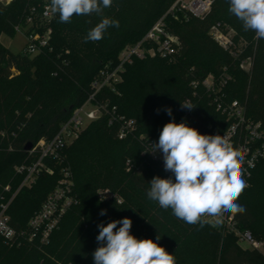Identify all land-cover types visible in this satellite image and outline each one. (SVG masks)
I'll use <instances>...</instances> for the list:
<instances>
[{
  "label": "trees",
  "instance_id": "trees-1",
  "mask_svg": "<svg viewBox=\"0 0 264 264\" xmlns=\"http://www.w3.org/2000/svg\"><path fill=\"white\" fill-rule=\"evenodd\" d=\"M32 1L37 6H30ZM175 1L113 0L102 15H73L70 22L61 24H56L59 13H54L50 43L33 55L23 51L15 53L0 39V207L24 179L16 166L29 161L25 146L41 138L53 137L62 122L86 101L100 68L106 63H117L121 50L139 41ZM45 3L51 4V0H28L26 11L16 15L8 12L12 2L7 4L0 0V12L5 14L3 22L0 21V36L3 33L13 36L17 25L26 33L35 29L36 18L30 26L27 17L33 7L38 10ZM229 5L230 0H213L205 16L185 18V25L180 28L173 27L169 15L170 29L181 39L176 59L169 61L158 56L137 59L127 66L124 80L118 85L119 93L105 91L104 95L118 106L121 114L137 120V136L145 134L158 141L168 122L173 119L176 123L182 122L177 108L193 94L191 81L203 79L210 73L219 75L225 67L232 76L225 89L228 100H239L245 105L246 115L261 121L264 127V38L258 39L254 30H247L252 38L248 41L254 60L251 71L246 72L210 34L212 26L222 23L223 19L232 27L244 30L243 23L229 13ZM104 17L119 21V27H109L100 41L86 42L88 31ZM49 54L52 56L46 57ZM31 65L35 68H29ZM138 65L141 89L131 85L130 92L127 72ZM169 107L172 116L164 111ZM195 109L196 116L190 118V127L201 134L217 135L208 127L210 124L219 133L230 125L227 116L206 99L199 101ZM90 130L93 133L103 131L109 141L99 150L81 154L82 172L75 173L71 168L79 202L65 214L49 243L22 240L24 254L15 264H94L92 253L100 246L96 241L97 225H107L125 217L132 220L130 234L137 239L157 242L174 256L175 264H223V261L264 264V256L258 251L242 249L234 233H225L214 226L205 233L206 240L201 248L192 252L185 250L183 242L191 236V231L178 233L172 211L161 208L147 196L149 183L156 176L149 163L159 166L161 163L142 154L143 146L137 137L119 139L116 127L109 125L107 117L92 121ZM63 153L50 162L55 169L53 174H40L31 187L21 188L11 203L9 213L18 229L26 228L29 219L41 208L61 178L62 168L71 167L70 158ZM8 185L10 190L6 189ZM263 188L264 158L254 170L251 185L236 201L246 210L235 215L240 226L249 228L257 238ZM106 189L118 197L100 200L99 190ZM102 209L107 210L104 216L99 214ZM260 228L264 231V224ZM158 234L161 238L156 241ZM11 242L14 241H7L0 235V264H5L11 255Z\"/></svg>",
  "mask_w": 264,
  "mask_h": 264
},
{
  "label": "built area",
  "instance_id": "built-area-1",
  "mask_svg": "<svg viewBox=\"0 0 264 264\" xmlns=\"http://www.w3.org/2000/svg\"><path fill=\"white\" fill-rule=\"evenodd\" d=\"M212 4L213 0H176L139 41L128 44L121 50L117 63H106L100 68L91 83V92L86 101L73 110L70 117L62 122L53 137L41 138L33 144V147L28 150V162L16 166V171L23 174L24 179L11 197L1 204L0 235L4 239L14 242L24 240L36 244L49 243L53 232L59 227L65 214L79 202L71 168L68 166L62 168V176L56 187L49 193L41 208L29 219L26 228L18 229L13 225L9 213L11 203L19 190L23 187H31L40 174L55 172L50 162L59 159L65 147L74 142L92 121L107 117L109 125L116 127L119 139L137 137L143 146L142 154L164 165L162 153L146 152L151 150V143L158 141L145 134L137 136V120L121 114L118 106L112 104L109 97L104 94L107 89L119 93L118 85L124 80L127 66L133 64L137 59L158 56L169 61L175 60L181 46V39L170 29L168 16L183 14L186 19L190 16L203 17L211 10ZM36 14L37 8L33 7L31 14L27 17L30 26L34 24ZM42 16L50 21L54 18L49 3L44 4ZM15 28L24 32L20 25ZM24 33L28 42L22 51L24 54L33 55L49 45L52 30L41 34L36 26L32 31ZM210 34L223 49L232 55L242 70L251 71L254 52L250 50V42L244 40L239 44L236 35L223 30L220 24L212 26ZM231 79L232 76L227 67L219 75L210 73L203 79H193L191 81L193 94L185 98L182 103L194 108L183 109L180 104L177 112L182 116V121L190 126V118L196 116L197 103L206 99L227 116L231 122L224 132L219 133L217 128L211 124L208 127L213 129L217 135L226 137L232 146L240 152L242 157L241 176L246 184L245 188H247L251 185L255 168L264 158V127L261 121H255L246 115L245 105L239 100H228L225 89ZM10 188V185L6 186L7 190ZM101 195L106 199L118 197L109 189L102 191ZM118 201L121 202V198H118ZM207 218L212 219L211 217ZM215 227L225 232L234 233L239 237L240 242L247 244L250 249L258 251L264 256V239L255 237L249 228H242L235 215L225 213L223 223Z\"/></svg>",
  "mask_w": 264,
  "mask_h": 264
},
{
  "label": "clouds",
  "instance_id": "clouds-1",
  "mask_svg": "<svg viewBox=\"0 0 264 264\" xmlns=\"http://www.w3.org/2000/svg\"><path fill=\"white\" fill-rule=\"evenodd\" d=\"M113 0H51L53 13H59L61 22H70L73 15H102ZM229 13L243 23L244 30H254L256 37L264 38V0H230ZM119 27V21L102 18L91 28L85 41H100L109 27ZM183 109L194 107L181 103ZM159 113L160 109L156 110ZM172 116V109L166 108ZM152 154L162 153L164 171L171 178L154 176L147 196L163 209L189 225L219 226L225 213L236 215L246 210L236 201L246 184L241 176V154L223 135H204L186 122L173 119L161 130L158 142L150 144ZM134 211V210H133ZM107 214L106 209L99 213ZM211 217L212 219H208ZM117 225H121L117 227ZM100 245L92 253L94 264H175L172 254L152 239H137L130 234L132 220H113L97 225ZM161 236L158 234L156 241Z\"/></svg>",
  "mask_w": 264,
  "mask_h": 264
},
{
  "label": "rangeland",
  "instance_id": "rangeland-1",
  "mask_svg": "<svg viewBox=\"0 0 264 264\" xmlns=\"http://www.w3.org/2000/svg\"><path fill=\"white\" fill-rule=\"evenodd\" d=\"M5 3H13L11 11L9 10L8 12H12L16 15H20L23 14L26 10V3L28 0H18V1H13V0H1ZM31 5H36V2L32 1ZM37 6V5H36ZM42 9L43 6L41 5V7H39V9L37 10V14L35 16L36 18V24L35 26L38 27L39 31L41 34H46L49 30H53L52 27V22L53 19L47 20L46 18H44L42 16ZM5 17V14H2L0 12V21L3 22ZM171 23L173 25V27L175 28H180L181 26L185 25V17L184 15H180V16H171ZM222 23H220V27L225 30V31H229L232 34L236 35V39L237 42L239 44H241V42H243L244 40L247 39L251 40V35L249 31H245V30H240V29H236L234 27H232V25L225 19L221 20ZM60 23L61 21L60 19L57 21L56 24ZM59 24V25H60ZM214 26V25H213ZM1 42L8 47L11 51L18 53L21 52L25 46L27 45V37L25 35V33L21 30H16V32L14 33L13 36H10L8 34H1L0 36ZM250 42V41H248ZM51 50H53V47H51ZM52 56V54L46 55V57ZM29 68L34 69V65H31ZM127 78L129 79V83H128V88L131 87V85H136L137 89H141V70H140V65L130 69L127 72ZM132 91V87L130 89V92ZM89 130V124L84 128V130L82 131V133L80 134V136L71 144H69L67 147H65L64 149V153L63 156H65L67 159L70 158V162H71V167L75 173H80L83 170V160H81L80 156L83 153H88L91 151H95V150H99L101 147H103L104 145L108 144V137L107 135L101 131L98 130V132H91L88 131ZM107 143V144H106ZM150 166H152V170L153 172L156 174V176H159L161 178H171L173 180V182H175V177L171 172H166L164 171V165L160 164H153V163H149ZM110 190V189H109ZM103 190H99V193H101ZM100 200H106V198L102 195H100ZM155 204V203H154ZM261 205L262 207H260V214L259 218L260 220L258 221L256 228H257V232L256 235L259 237V239H264V231H262V228H260V226L264 224V188H263V193H262V199H261ZM170 209V208H169ZM171 210V209H170ZM172 211V210H171ZM174 226L175 229L177 230L178 233L183 232L184 230H190L191 231V236L188 238V240L183 242V247L185 250L192 252L195 248H201V246L204 245L205 243V233L209 232L208 230H210V226L213 227L211 224H206L203 227H200L199 224H195V225H189L187 224L185 221L177 218L174 216ZM216 228V227H215ZM219 229V228H217ZM220 230V229H219ZM225 232V231H223ZM226 233V232H225ZM224 233V234H225ZM204 235V237H203ZM236 242L238 243V245L245 250H252L248 247L247 244L240 242L239 237H237L236 235H234ZM205 239V240H204ZM24 241V240H23ZM9 247L12 249L11 250V255L9 256V258H7L6 263L5 264H15L16 262H18L21 257L24 254V242H22V240H18L17 242H11L9 243ZM223 264H228L225 261H223Z\"/></svg>",
  "mask_w": 264,
  "mask_h": 264
},
{
  "label": "water",
  "instance_id": "water-1",
  "mask_svg": "<svg viewBox=\"0 0 264 264\" xmlns=\"http://www.w3.org/2000/svg\"><path fill=\"white\" fill-rule=\"evenodd\" d=\"M32 147H33V143H32V142H29V143L25 146V149H26V150H30Z\"/></svg>",
  "mask_w": 264,
  "mask_h": 264
}]
</instances>
